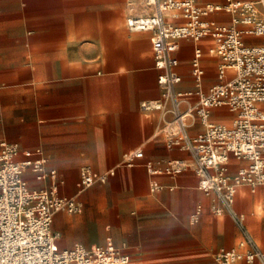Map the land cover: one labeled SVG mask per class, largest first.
<instances>
[{"label":"crops","instance_id":"obj_1","mask_svg":"<svg viewBox=\"0 0 264 264\" xmlns=\"http://www.w3.org/2000/svg\"><path fill=\"white\" fill-rule=\"evenodd\" d=\"M149 13L142 0H0V140L18 144L19 160L46 158L62 181L59 195L81 204L80 213L53 217L60 250L111 242L126 264H217L218 252L240 250V230L228 216L212 213V199L197 187L193 169L157 177L160 189L149 190L145 162L189 161L186 153L165 147L158 134L161 113L142 107L160 100L153 33L130 30L127 19ZM210 18L231 21L224 13ZM212 46L209 39L180 41L174 54L179 90L196 89L191 75L196 48L203 53L201 90L221 83V59L210 52ZM232 74L227 71L223 81ZM210 121L228 124L231 115L214 109ZM202 131L196 121L190 134ZM137 149L143 159L125 166L126 155ZM242 164L230 159V173ZM84 166L98 173L115 169V175L84 189L79 175ZM26 178L32 188L44 185L29 173ZM234 209L264 252V188L237 189Z\"/></svg>","mask_w":264,"mask_h":264},{"label":"built area","instance_id":"obj_2","mask_svg":"<svg viewBox=\"0 0 264 264\" xmlns=\"http://www.w3.org/2000/svg\"><path fill=\"white\" fill-rule=\"evenodd\" d=\"M151 9L146 16L130 17V30L152 31V51L160 100L142 105L162 115L158 134L167 149H178L189 156L171 159L163 164L145 162L150 177V192L160 189L156 178L177 176L191 167L197 187L211 197V211L216 216H228L240 230V250H222L214 256L217 264L235 262L264 264V252L258 247L245 226L242 214L234 209L237 189L248 187L252 192L264 188V0H221L200 5L198 0H142ZM229 15V24H220L211 15ZM182 18L175 24L165 20ZM212 41L210 52L221 59L217 70L220 84L207 92L201 90L204 69L203 53L194 50L191 75L195 91H181L175 73L174 54L183 40ZM227 71L230 79L223 81ZM195 102H191L192 98ZM214 109H224L231 115L230 123L211 122ZM203 131L192 136L195 122ZM18 144L0 140V264H126V257L109 242L86 249L81 244L60 250L58 233L53 232L55 214L80 213L82 206L74 198L59 195L62 185L54 169L44 157L19 160ZM40 154V150H36ZM137 149L125 157V166L132 167L143 159ZM243 164L230 173V159ZM29 173L43 187L32 188ZM84 189L104 184L115 175V169L103 173L90 167L80 168Z\"/></svg>","mask_w":264,"mask_h":264}]
</instances>
